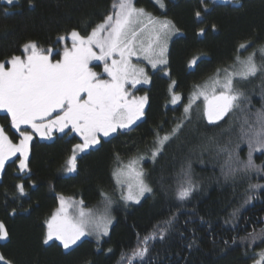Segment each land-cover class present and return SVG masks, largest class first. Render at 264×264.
<instances>
[{
    "label": "trees",
    "instance_id": "16d2710c",
    "mask_svg": "<svg viewBox=\"0 0 264 264\" xmlns=\"http://www.w3.org/2000/svg\"><path fill=\"white\" fill-rule=\"evenodd\" d=\"M163 3L161 8L156 0H135L137 7L171 21L178 35L168 49V74L152 73L149 86L137 90L149 99L146 115L132 130L100 138V145L76 154V172L68 171V161L74 145L82 141L69 130L67 135L55 133L50 139L31 133L27 171H20L19 156L5 164L0 175V222L6 225L9 238L0 241V256L8 264H128L133 250L143 247L144 237L153 234L156 239L149 240L147 255L136 264H253L264 250V239L251 242L248 237V233L259 234L264 228V188H249L250 184H264V176L252 171L226 178L223 158L216 156V144L231 139L233 147L240 145L239 156L247 159L248 145L239 135V112L226 117L220 126L209 125L200 98L188 114L184 113L197 86L211 85L217 69L222 79L224 69L232 68L241 43L252 41L240 50V57L264 44V0ZM112 5L113 0L0 2V62L20 55L23 44L29 41L44 49L60 48L58 36L73 30L89 35L113 13ZM201 29L204 35H200ZM174 81L175 86H171ZM262 83L264 77L257 76L237 85L250 97L252 112L264 103ZM173 92L181 96L176 104L171 102ZM178 125L179 131L153 160L156 133L163 136ZM0 126L13 143L19 142L5 113H0ZM141 157L146 183L153 192L139 204L123 205L116 199L113 172L128 160ZM253 159L264 166V152H254ZM189 164L195 190L186 201H179L175 195L177 174ZM18 184L24 185L25 195H20ZM101 191L112 200L109 211L113 222L107 236L99 242L82 239L69 250L55 241L43 243L46 221L59 208L61 196L79 204L83 201V208L91 210L104 202ZM249 195L253 199L245 203ZM160 229L166 230L163 240ZM241 237L247 239L242 241Z\"/></svg>",
    "mask_w": 264,
    "mask_h": 264
},
{
    "label": "snow or ice",
    "instance_id": "6c2138e0",
    "mask_svg": "<svg viewBox=\"0 0 264 264\" xmlns=\"http://www.w3.org/2000/svg\"><path fill=\"white\" fill-rule=\"evenodd\" d=\"M0 2L13 5L18 0ZM156 2L161 8L165 6L163 0ZM225 2L238 4L239 0ZM112 7L113 13L96 25L89 35L83 36L73 30L67 36H58V42L65 43L62 52L54 46L44 49L35 41H29L23 44L20 55L14 54L7 61L0 62V112L7 114L11 128L19 134V142L13 143L6 130L0 126V171L4 170L6 161L17 154L20 171L28 170L29 148L33 136L27 129L45 139H50L54 131L67 135L66 130H69L79 136L82 143L74 145L73 156L68 161V171L76 172L77 151L85 153L100 145L101 136L110 137L114 133L132 130V126L146 115L148 96H134L127 87L129 84L134 88L137 84L149 83L145 69L134 63L133 58L138 61L142 56L153 68L158 64L167 65V42L177 29L171 21L161 20L137 7L135 0H113ZM200 15V12L196 13L197 17ZM204 34L205 30L201 29L200 35ZM69 39L71 47L66 46ZM251 43L252 41L241 43L232 68L224 69L223 79H220V69H217L211 88L207 85L197 86L189 104L184 108V113L188 114L192 104L202 98L203 117L209 125L216 126H220V122L226 117L239 112L240 139L247 143L249 151L244 160L238 154L240 145L233 147L231 139L227 143L216 144V156L223 158L221 167L226 178L235 179L241 173L247 175L252 171L264 176V166L257 165L253 159L254 152H264V103L261 108L252 112L250 97L242 88L237 87L239 81L264 77V46L259 48L262 57L259 63L255 49L244 59L239 55L240 50L248 48ZM93 61L99 64L94 65ZM100 65L103 66V72L95 71L94 68ZM261 89V99L264 102V83ZM180 100L181 96L173 92L171 102L176 104ZM177 131L179 125L163 136L156 133V145L151 152L153 160ZM113 176L117 185L126 187V194L121 196L126 202L139 204L145 193L153 192L146 183L145 173L138 167L136 158L114 170ZM176 185V199L186 201L195 190L190 164L177 174ZM16 187L21 196L25 195L23 184ZM249 188L258 190L264 188V184H250ZM100 195L104 197L107 209L112 203L111 197L103 191ZM252 199L249 195L245 203ZM80 205L79 215L71 216L68 208L72 204L63 196L60 197V209L46 221L43 239L45 245L58 241L64 250H69L82 237L93 232L96 233L98 242L101 235H108L111 218L106 213L94 216L90 210L85 211L83 201H80ZM238 211L239 209L234 211L232 216L236 217ZM165 231L159 230L161 240L165 237ZM248 237H251V242L258 238L264 239V228L259 234L248 233ZM8 238L9 231L0 222V241ZM150 239L155 240L156 234L144 237L141 241L143 247L138 246L133 250L128 257V264L144 260ZM244 239L247 237H241L242 241ZM232 242L236 243L235 237ZM257 255L259 259L255 264H264V250ZM85 264L91 262L86 261Z\"/></svg>",
    "mask_w": 264,
    "mask_h": 264
},
{
    "label": "rangeland",
    "instance_id": "374dc122",
    "mask_svg": "<svg viewBox=\"0 0 264 264\" xmlns=\"http://www.w3.org/2000/svg\"><path fill=\"white\" fill-rule=\"evenodd\" d=\"M214 1H223V0H214ZM157 3V2H156ZM158 4V3H157ZM158 6H159V4H158ZM154 17H156V16H154ZM159 19H161V20H163V19H166V18H164V17H158ZM168 20V19H167ZM178 35V31H174L171 35H170V37H169V39H168V42H167V49H169V46H170V43H171V40L175 37V36H177ZM69 43H70V45L69 44H67V42H66V46L67 47H71V40L69 39V40H67ZM262 46H264V44H261L260 45V47H262ZM65 47V43L64 42H62V44H61V47L60 48H57L59 51H61L62 52V50H63V48ZM260 47H258V48H254L255 50H256V57L257 58H259L260 60L262 59V57H261V53H260V51H259V48ZM253 48L252 49H250L249 50V52H248V54L247 55H245V56H243V57H241V59H244V58H246L249 54H251L252 52H253V50H254ZM97 51H98V49H97ZM166 55H168V50H167V53H166ZM256 58V60H258ZM167 59H168V57H167ZM133 62L134 63H137L138 64V66L139 67H143L144 69H145V73L147 74V76H148V78H149V83H140V84H137L134 88L132 87V85L131 84H129V85H127V87H128V90L130 91V93H132L134 96H137V97H141L140 95H139V93H138V89L140 88V87H148L149 86V84H150V76H151V74L152 73H154V72H156V71H161V73L163 74V75H167L168 74V72H167V69H166V66L167 65H160V64H158L157 66H156V68H153L152 67V65L150 64V63H148V61L147 60H145V59H143L142 58V56H141V58L137 61V59L134 57L133 58ZM258 62V61H257ZM260 62V61H259ZM94 65L95 64H99V62H97V61H93L92 62ZM91 66V65H90ZM237 68L239 67L238 65L236 66ZM94 70L95 71H97V72H103V66L102 65H100L99 67H96V68H94ZM234 70V69H233ZM223 79V78H222ZM254 79H256V78H254ZM248 82H250V81H239L238 83H237V85L238 84H240V83H248ZM212 85V84H211ZM211 85H207L208 87H209V89L211 88ZM171 86H173L172 84H171ZM202 99V98H201ZM202 101H203V99H202ZM203 103L204 102H202V107H203ZM188 105V104H187ZM0 113H4V112H0ZM203 113V112H202ZM6 114V113H5ZM206 120V119H205ZM206 122H207V120H206ZM208 123V122H207ZM14 130V129H13ZM15 131V130H14ZM28 131V130H27ZM66 131H68V130H66ZM29 133H32V132H30V131H28ZM62 134L61 132H58V131H54L53 133H52V135L53 134ZM16 134H18V133H16ZM36 134V133H35ZM115 134V133H114ZM19 135V134H18ZM37 136H38V134H36ZM113 135V134H112ZM239 135H240V132H239ZM39 137V136H38ZM41 137V136H40ZM42 138V137H41ZM100 138H103V139H105V138H107V137H103V136H101ZM79 152L77 151V153L76 154H78ZM17 156H19V154H17L16 156H13V157H11L9 160H7L6 161V163L8 162V161H10L11 159H13V158H15V157H17ZM132 159H134V158H132ZM132 159H130V160H132ZM137 159V158H136ZM130 160H128L127 162H125L124 164H122L121 166H119L118 168H120V167H122L123 165H127L128 164V162L130 161ZM141 161H140V159H138V167L139 168H141ZM117 168V169H118ZM1 172L2 171H0V175H1ZM123 179V178H122ZM114 182H115V185H116V187H117V189H116V196H117V200L121 203V204H123V205H128V204H135V203H132V202H130V201H128V202H126L125 200H123L122 198H121V196H122V194H126V187L125 186H123V185H117V182H116V179L114 178ZM148 193H145V195H147ZM144 195V196H145ZM144 197H142L141 198V200L143 199ZM68 201H70V200H68ZM70 203L72 204V206L70 207V208H68V213H69V215H71V216H78L79 215V211H80V207H81V205L79 204V203H77V202H72V201H70ZM60 209V205H59V208L57 209V211ZM109 207H107V209H106V205H105V201L99 206V207H97V208H95V209H91L90 211L92 212V214L94 215V216H103V215H105V213L111 218V223L108 225V231H109V228H110V226H111V224H112V222H113V219H112V217H111V215H110V211H109ZM85 210V209H84ZM56 211V212H57ZM85 211H89V210H85ZM56 212H54V213H56ZM53 213V214H54ZM52 217V216H51ZM50 217V218H51ZM102 237H105V236H100L99 237V240L102 238ZM85 238H90V239H94V240H97L98 241V237H97V235H96V233L95 232H93V233H91L90 235H88V236H85V237H82L81 238V240L82 239H85ZM55 242H57V243H59L58 241H55ZM80 241H78V243H79ZM75 246V245H74ZM73 246V247H74ZM1 257V256H0ZM257 259H259V257H258V255H257V258L254 260V262H253V264H255V261L257 260ZM0 262H2V263H4V264H8L3 258L2 259H0Z\"/></svg>",
    "mask_w": 264,
    "mask_h": 264
},
{
    "label": "bare ground",
    "instance_id": "6f19581e",
    "mask_svg": "<svg viewBox=\"0 0 264 264\" xmlns=\"http://www.w3.org/2000/svg\"><path fill=\"white\" fill-rule=\"evenodd\" d=\"M156 5V4H155ZM197 81V80H196Z\"/></svg>",
    "mask_w": 264,
    "mask_h": 264
}]
</instances>
